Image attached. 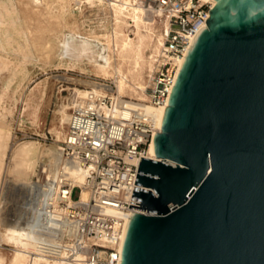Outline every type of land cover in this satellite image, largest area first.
Here are the masks:
<instances>
[{
    "label": "water",
    "instance_id": "obj_1",
    "mask_svg": "<svg viewBox=\"0 0 264 264\" xmlns=\"http://www.w3.org/2000/svg\"><path fill=\"white\" fill-rule=\"evenodd\" d=\"M140 157L118 264H264V0H213Z\"/></svg>",
    "mask_w": 264,
    "mask_h": 264
},
{
    "label": "built area",
    "instance_id": "obj_2",
    "mask_svg": "<svg viewBox=\"0 0 264 264\" xmlns=\"http://www.w3.org/2000/svg\"><path fill=\"white\" fill-rule=\"evenodd\" d=\"M138 1L167 23L148 74L147 99L134 100L109 89L99 94L89 89L88 96L76 99L60 148L62 160L83 173L82 184L64 175L47 180L41 163L34 181L41 187L26 194L22 204L27 205L14 218L30 228L41 255L61 264L119 263L120 236L135 211L129 204L140 205L131 199L139 160L151 159L148 146L159 131L156 116L146 107H166L179 63L206 26L212 5L209 0ZM82 189L88 193L86 200L81 199Z\"/></svg>",
    "mask_w": 264,
    "mask_h": 264
},
{
    "label": "bare ground",
    "instance_id": "obj_3",
    "mask_svg": "<svg viewBox=\"0 0 264 264\" xmlns=\"http://www.w3.org/2000/svg\"><path fill=\"white\" fill-rule=\"evenodd\" d=\"M209 1L212 4L214 3L213 0ZM82 6L102 10L104 13L107 12L110 19V27L103 26L104 32L100 35L93 32L88 35H82L79 32L78 24V16L81 14ZM44 10L48 14H53V18L57 17V31L52 33L49 39L56 42L58 64L67 63L72 67L79 64L90 65L95 74L110 78L112 81V86L110 87H105L104 84L98 81H87L90 90L96 94L103 93L104 90L109 89L114 90L118 95L126 94L134 100L144 101L147 99L143 72L145 68L149 73L152 71L153 59L163 44V33L167 29V23L164 19H160L162 32H158L156 29L158 21L154 17L158 15L150 12L149 15L144 5L138 0H0V76L4 72H8V78L3 84V92L0 95V99L17 75L16 63L10 55L17 54L22 61H41V59H36V55H38L42 56V60L47 62L49 56L53 54L51 49L48 48L41 49V51L34 50L30 42V35H35L34 38L37 37V39L44 37V34H41L42 31L46 30V28L42 27L43 21L41 20L42 23L40 21L41 27H38L37 23L40 19H37L38 21L35 19L37 17L35 15L39 14V12L41 14V11ZM40 14L39 17L41 18ZM43 25H45V21ZM54 25L56 24L54 23ZM53 28L55 26L50 28V30L52 29L51 31H53ZM14 33L23 39L24 44H13ZM43 46L44 43L39 45V48H43ZM147 50L149 51L148 55H146ZM180 64L181 62L179 67ZM24 69L22 67V70ZM82 89H73L75 91L73 99L71 98L72 106H74L76 99H83L88 96V90ZM67 107L68 105L61 103L56 110L54 119L59 128L63 127L65 122L68 123L70 114L67 113ZM164 109L165 107H146L147 113L156 116L158 128H160ZM38 110V97L35 93L28 94L24 102L23 112H27L32 116L33 120H36ZM0 120L9 129V125L2 115H0ZM54 132L57 139L61 137L64 139L65 133L63 134L56 126H54ZM56 149V154L50 161L49 169L47 170L48 178L46 179H57L59 175H64L75 184L81 185L84 180L83 173L74 165L64 162L61 156V148L58 147ZM148 156L151 159H155L152 141L148 146ZM29 166L30 170H33L34 162L31 161ZM34 184L37 183L35 182ZM39 185L37 184L34 190L37 187H41ZM87 198V191L82 189L81 199L86 200ZM25 205H27L26 202L24 207ZM124 232L125 229L121 233L117 247L119 254ZM1 243L9 244L14 249L7 263L0 252V264H61L41 255L30 228L23 223L17 224L15 220L12 221L11 225L0 229ZM31 252L35 254L32 255L30 254Z\"/></svg>",
    "mask_w": 264,
    "mask_h": 264
},
{
    "label": "rangeland",
    "instance_id": "obj_4",
    "mask_svg": "<svg viewBox=\"0 0 264 264\" xmlns=\"http://www.w3.org/2000/svg\"><path fill=\"white\" fill-rule=\"evenodd\" d=\"M45 13H47L45 10L41 11V14L39 12L41 18L37 14L35 19L36 21L40 19L37 23L38 27H41L40 21H43V23L41 21L42 27L46 30H44L45 33L42 31L41 34H44L46 38L39 37L37 39V37L34 38L35 35H30V42L34 50L41 51V49L48 48L51 49L53 54L49 56L47 62L42 60V56L36 54V59H41V61H22L19 55H10L16 63L17 75L0 99V115L4 117L9 125L8 129L4 126V122L0 120V129L2 128L0 130V229L11 225L16 215L22 214V206L24 205L22 202L26 194L30 195L37 185L34 184V181L38 179L41 163L46 166L45 174L48 178L47 170L50 161L56 154V148L61 147L63 141V137L56 138L54 126L64 134L67 125V122H65L63 127L59 128V125L56 124L54 118L59 105L61 103L68 105L67 113L70 114L71 100L75 90H81L82 88V90H89L87 81L112 82L110 78L95 74L90 65L79 64L72 67L67 63L58 64L56 42L49 39V36L57 31V17L53 18V14ZM148 14L150 15L149 12ZM154 17L158 21L156 24L157 31L162 32L160 19L163 18ZM44 21L45 25H43ZM78 22L79 32L82 35H88L92 32L100 35L104 32L103 26L110 27L107 12L104 13L102 10L91 9L87 6H82ZM54 26L55 28L51 31L50 28ZM129 33L133 36L131 32ZM13 36L14 45L17 43L24 44L23 39L19 38L17 34L14 33ZM43 43V48H39V45ZM148 54L149 51L147 50L146 55ZM22 67L25 69L22 70ZM148 74L149 71L145 68L143 72L145 85H147ZM7 78L8 72H4L0 76V95L3 92V84ZM73 89L75 90L73 91ZM31 93H35L38 97L39 110L36 120H33L27 112H23L26 96ZM124 95L129 97L126 94ZM31 161L34 162V171L30 170L29 163ZM77 195L78 191L75 190L72 196L76 198ZM13 249V246L9 244H0V252L6 259V263Z\"/></svg>",
    "mask_w": 264,
    "mask_h": 264
}]
</instances>
